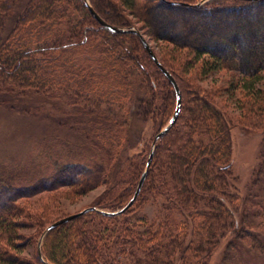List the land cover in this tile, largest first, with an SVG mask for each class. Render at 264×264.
Returning a JSON list of instances; mask_svg holds the SVG:
<instances>
[{
  "label": "trees",
  "instance_id": "trees-1",
  "mask_svg": "<svg viewBox=\"0 0 264 264\" xmlns=\"http://www.w3.org/2000/svg\"><path fill=\"white\" fill-rule=\"evenodd\" d=\"M115 1L90 0V5L111 26L141 32L127 19L123 7L146 23L156 40L172 43L177 52L188 51L191 59L178 68L156 55L178 83L181 112L157 142L143 187L127 211L116 216L90 211L54 228L39 245L47 228L66 217L53 220L54 216L31 211L20 200L49 186L54 188L55 182L60 188L72 186L81 196L102 184L108 173L98 166L105 161L101 153L105 152L110 166L119 156L117 149L107 147L110 140L119 143V139L133 138L130 126L138 119L146 120V110L154 119L153 105L145 108L144 95H157L162 127L172 118L177 98L138 36L105 29L85 0H0V93L11 95L12 100L31 95L45 99L72 86L75 95L96 98L94 113L100 121L94 134L84 135L88 139L84 144L94 149H90L94 154L86 166H63L52 177L23 184H19L22 179L0 181V264H124L125 258L132 264H210V257L204 255L223 239L228 246L223 264H238L242 256H250L242 242L247 238L250 250L264 257V233L253 231H264V165L256 170L247 193L241 194L233 186V118L189 78L194 72L204 82L214 72L229 73L224 93L239 96L237 105L243 114L237 125L264 134V0H211L201 6L202 0H185L188 7L151 0L150 8L147 0H122V7ZM162 6L184 14L189 23L195 16L194 22L203 26L163 28L146 13ZM213 18L217 22L208 24ZM82 54L86 56L81 58ZM110 99L127 114L119 117L103 109ZM5 100L1 102L7 103ZM151 152L152 146L106 197L113 200L114 207L93 208L109 212L116 206L120 207L114 211L125 207ZM152 188L164 199L166 216L158 224L146 222L144 230L136 231L128 215L147 200ZM30 229L38 230L33 235L22 234ZM30 246L34 254L28 257L24 252Z\"/></svg>",
  "mask_w": 264,
  "mask_h": 264
},
{
  "label": "rangeland",
  "instance_id": "rangeland-1",
  "mask_svg": "<svg viewBox=\"0 0 264 264\" xmlns=\"http://www.w3.org/2000/svg\"><path fill=\"white\" fill-rule=\"evenodd\" d=\"M115 2L121 7L123 6L122 0H116ZM146 2L148 3V8H150L153 2L151 0ZM170 4H179L183 7L190 6L185 0H170ZM109 10L111 9L107 8V11ZM122 11L127 19L141 29L154 53L170 67H182L183 64L191 59L188 51L177 52L174 50L175 46L172 43L156 40L151 35V30L146 23L140 22L139 18L127 13L123 7ZM146 13L148 17L154 20L153 22L163 28L174 24L180 29L188 24H191L192 27L203 26L194 22L195 16H191L192 23H189L187 21L189 19L184 14L181 15L179 12L168 10L165 6L150 9ZM114 16L116 17V15ZM164 17H169L166 22ZM216 22L217 20L213 18L210 19L208 24ZM84 56L86 54H82L81 58ZM139 69L144 74L143 68ZM229 76V73L217 71L202 82L195 78L193 72L189 78L192 81L195 80L196 85L194 84V86L200 88L203 95H209L212 98L211 100L218 104L216 107L219 110L226 112L233 118L232 170L234 181L232 184L243 194L248 192L250 186L252 187L254 174L258 167L264 165V134L260 129L254 128L246 131L237 125V120L243 112L240 111V108L238 109L237 100L239 96L237 98L233 97V99L228 92L224 93L227 90ZM102 88L106 89L103 86ZM74 89L72 86L65 87L63 92H53L48 94L50 96L45 99H38L37 96L31 95L32 97L29 98L24 96V98L22 97L23 99L12 100L11 95L7 96L0 93V181L2 183L22 179L19 184H23L30 179L37 180L47 176L52 177L63 166H76L79 164L86 166V161L94 154V151H90V149H93L90 145L84 144L88 143V139L84 135L94 134L95 128L100 122L94 113L98 104H96V98L94 97L83 94L75 95ZM144 96L146 101L145 108L149 104L153 105L154 119H150L151 113L146 110L144 114H149L145 117L146 120L138 119L130 126L133 138L131 137L130 140L129 138L128 140L119 139V143H114L111 140L109 143L107 142V147L113 146L110 149H117L119 156H116V162L110 166L106 162L105 152L101 153L105 161L98 162V166L108 173L106 181L100 185L93 186L88 193H84L82 196L79 193H74L72 186L60 188L55 186H58V182H55L52 183L54 188H50V183H47L48 189L41 190L38 194L33 195L32 198L21 199L20 203H24L27 208L38 214L47 217L54 216L53 220L67 217L98 205L107 206L108 208L114 207L113 200H106V197L112 194L113 189L117 188L118 180L122 177L126 178L124 175L131 172L132 165L141 158L144 159L149 147L152 146L154 136L166 125L164 124L163 127L161 125L159 116L161 109L157 95H154V98L148 94ZM4 99H7L5 104L1 102ZM109 102L108 104L105 103L102 108L113 112L119 117L127 114L125 110L117 107V103L114 100L113 103L111 99ZM224 102H227V104L225 105ZM87 106L91 108L88 111L85 110ZM147 109L149 108L147 107ZM108 123L110 124V122ZM108 127L109 125L104 126L103 130L107 131ZM85 145L89 148H84L83 146ZM122 173L123 175H121ZM149 195L146 201L145 199L142 201L143 204H139L128 215L132 222L131 227L136 231L144 230L146 222H156L158 224L159 220L166 216L163 208L164 199L160 197L156 189L152 188L149 191ZM119 207L116 206L114 209L104 210L110 212ZM142 219H145L144 223L140 221ZM176 219H181L179 214H176ZM37 230H24L22 234L26 236L33 235ZM253 231L264 233L263 230L259 229ZM249 240L247 238L241 241L245 242L244 249L250 252V256H242L238 264H264L263 255L259 256L260 253L251 251L247 246L246 242ZM226 248L228 246H226V240L223 239L218 247L213 248L214 251L211 250L204 256L210 257V264H223ZM24 254L31 257L34 254V248L30 246L25 250ZM253 255L259 259H256ZM128 260L129 258H125L124 264H132L130 263L131 260Z\"/></svg>",
  "mask_w": 264,
  "mask_h": 264
},
{
  "label": "water",
  "instance_id": "water-1",
  "mask_svg": "<svg viewBox=\"0 0 264 264\" xmlns=\"http://www.w3.org/2000/svg\"><path fill=\"white\" fill-rule=\"evenodd\" d=\"M211 0H202L198 5L201 6L203 4H205L206 2H209ZM244 1H258V0H244ZM86 5L89 7L90 12L93 14V16L95 17V19L100 23V25H102L105 29L114 32V33H118V34H123V33H133L135 35L138 36V38L140 39V41L142 42L143 46L146 48L147 52L149 53V55L151 56V58L153 59V61L155 62L156 66L159 68V70L169 79V81L171 82V84L173 85L174 89H175V93H176V98H177V102H176V109L175 112L172 116V118L169 120V122L165 125V127L155 136L154 141L152 143V152L149 156L148 159V163L145 167V170L143 172V175L141 177V180L138 184V187L136 189V192L133 196V198L130 200V202L123 207L120 210L114 211V212H107V211H103V210H99L97 208H88L83 210L82 212L67 216L64 219H61L57 222H55L54 224H52L49 228H47V230L45 231V233L43 234L42 238L40 239V243L39 245L42 244L43 239L45 238V236L52 231L54 228L58 227L59 225H62L64 223H67L69 221H72L78 217L83 216L84 214L90 212V211H97L100 212L104 215L107 216H116V215H120L123 214L125 211H127L136 201L142 187L144 184V181L146 179V175L147 172L150 168L153 156H154V152L157 146V142L168 133V131L174 126V124L176 123L179 114L181 112V106H182V95H181V91L180 88L178 86L177 81L175 80V78L168 72V70L162 65V63L159 61L158 57L156 56V54L154 53V51L152 50L149 42L147 41V39L144 37V35H142V33L137 29V28H131V29H124V28H118V27H114L111 26L110 24H108L90 5V0H85ZM40 256L42 257V254L40 253Z\"/></svg>",
  "mask_w": 264,
  "mask_h": 264
},
{
  "label": "bare ground",
  "instance_id": "bare-ground-1",
  "mask_svg": "<svg viewBox=\"0 0 264 264\" xmlns=\"http://www.w3.org/2000/svg\"><path fill=\"white\" fill-rule=\"evenodd\" d=\"M178 6H181V5L178 4Z\"/></svg>",
  "mask_w": 264,
  "mask_h": 264
}]
</instances>
